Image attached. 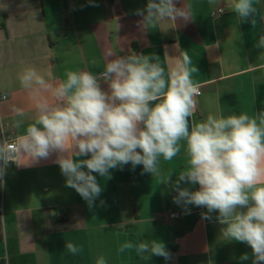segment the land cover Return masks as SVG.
<instances>
[{"label":"crops","instance_id":"obj_1","mask_svg":"<svg viewBox=\"0 0 264 264\" xmlns=\"http://www.w3.org/2000/svg\"><path fill=\"white\" fill-rule=\"evenodd\" d=\"M174 3L188 20L143 22L136 10L147 0H0V142L1 128L18 140L37 115L18 74L35 68L55 87L70 70L99 75L109 52L154 53L166 71L187 52L199 69L192 78L202 91L190 127L209 114L257 116L264 111V49L254 46L264 35V0H254L256 12L243 23L233 0ZM42 95L57 103L51 91ZM14 108L26 115L17 117ZM17 120H22L19 126ZM55 159L53 153L26 164L24 155L6 172L0 184V264H96L100 256L107 264H251V259L239 260L242 253L251 254L250 247L225 240L217 213L207 220L201 216L204 208L189 205L190 212L185 211L173 202L171 187L160 183L187 165L183 147L171 161L160 158V176L131 165L111 170L108 180L93 173L104 190L92 207L65 186ZM174 211L180 218L173 225L157 217ZM145 238L163 241L170 259L153 255L143 260L135 250L123 249L125 242ZM65 241L82 252L69 254Z\"/></svg>","mask_w":264,"mask_h":264},{"label":"clouds","instance_id":"obj_2","mask_svg":"<svg viewBox=\"0 0 264 264\" xmlns=\"http://www.w3.org/2000/svg\"><path fill=\"white\" fill-rule=\"evenodd\" d=\"M232 7L239 23L256 12L254 0H233ZM136 13L149 23L189 19L174 0H147ZM254 46L264 49V35ZM107 57L99 75L70 70L55 87L35 68L18 74L37 115L15 145L0 142V184L10 162L20 165L18 157L27 155L29 164L55 153L65 186L92 207L104 190L93 173L108 180L111 170L131 165L133 170L142 166V174L160 176V158L171 161L183 147L185 168L160 180L176 193L173 202L188 212L189 205L206 209L203 219L217 213L225 240L251 249L239 260L264 264V111L257 116L209 114L190 127L200 93L192 78L199 69L187 52L167 71L154 53L109 52ZM47 91L56 104L42 95ZM13 111L17 117L26 115L20 108ZM64 249L72 255L82 252L71 241H65ZM123 249L135 250L143 260L153 255L170 259L165 243L155 238L125 242ZM96 264L107 262L100 256Z\"/></svg>","mask_w":264,"mask_h":264},{"label":"built area","instance_id":"obj_3","mask_svg":"<svg viewBox=\"0 0 264 264\" xmlns=\"http://www.w3.org/2000/svg\"><path fill=\"white\" fill-rule=\"evenodd\" d=\"M198 90H199V95L196 97V100L198 101L197 103V107L194 111V114L197 113L200 109V105H199V99L200 97L202 96V91L201 89L198 87ZM8 97L6 95L2 96L1 99L2 100H6ZM1 137H2V141H7L9 145H15L16 142H17V139L11 135V134H6L4 133L3 129L1 128ZM19 158V157H18ZM18 158L16 160V162H18ZM16 165V163L14 162H10L8 167H7V171L12 169L14 166ZM6 171V172H7ZM3 195L0 194V221L2 222L3 221V218H4V207H3ZM157 217H163L164 219H166L170 224H175L179 218H180V215L178 212H170V213H166V214H160V215H157Z\"/></svg>","mask_w":264,"mask_h":264}]
</instances>
